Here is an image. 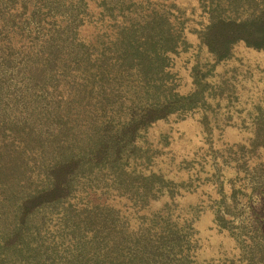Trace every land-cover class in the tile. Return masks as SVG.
<instances>
[{"label":"trees","instance_id":"1","mask_svg":"<svg viewBox=\"0 0 264 264\" xmlns=\"http://www.w3.org/2000/svg\"><path fill=\"white\" fill-rule=\"evenodd\" d=\"M88 26L94 32L80 35ZM237 43L264 52V0H198L189 9L176 0H0V106L8 72L44 79L38 103L26 95L28 120L8 124L0 107V264H264L259 224L230 234L234 254H198L195 207L178 209L183 222L164 206L149 209L176 194L152 169V124L196 119L206 140L247 123L237 146L251 156L264 148V88L251 93L236 66L225 68ZM184 51L192 62L182 89L173 62ZM251 170L261 176L264 167ZM78 190L124 198L133 217L145 206L151 213L129 226L93 205L70 226L73 249L56 254L35 217ZM226 213L212 210L218 232L229 233Z\"/></svg>","mask_w":264,"mask_h":264},{"label":"rangeland","instance_id":"2","mask_svg":"<svg viewBox=\"0 0 264 264\" xmlns=\"http://www.w3.org/2000/svg\"><path fill=\"white\" fill-rule=\"evenodd\" d=\"M197 2L198 0H176L177 5L184 9L196 6ZM93 32L94 29L91 26L79 31L80 35L84 36ZM191 62L192 59L187 51L174 59L173 67L179 70L182 89L189 85L187 69ZM234 66L237 67L236 78L242 81L244 88L251 93L264 88L263 51L237 43L232 48L231 58L225 68L231 69ZM16 74H18L17 70L16 73H7L11 79L5 85V93L1 94L7 102H3L0 107L8 113L6 121L11 125L22 116L23 120H28L27 113L24 114L29 112L25 105L26 95L31 94L33 103H38L39 96L35 92L37 88L43 92L44 86L42 78L25 76L17 79ZM52 81L53 85L57 83L55 79ZM244 97H248V92H244ZM210 124L214 126L215 123ZM172 127L171 129L166 122H156L146 131L145 140L149 142L152 149L157 150L152 169L165 172L166 176L176 184L173 189V194H176L172 199L162 195L150 202L149 209L153 211L164 206V209L168 208L172 212L173 220L183 222L181 216L175 217L178 209L195 207L198 210V218L191 224L198 231L195 234L197 239L199 238L197 242L199 246L196 247L198 254H234L233 252L237 249L231 236L238 232L241 225L245 226V230L251 226L256 227L258 224L259 227L261 225L264 228L262 221L264 192L258 193L264 190V171L260 176L253 174L255 171L251 170L256 163L264 167V148L251 156L247 146L242 148L237 146L247 141L248 134L243 128L249 127L247 123L217 128L206 140H202L199 135L201 127L196 119L182 121ZM234 164L238 168L235 172ZM250 170L253 171L252 177L248 174ZM253 187L257 188L252 191ZM93 205L116 211L120 222L129 226H134L139 216L140 222L145 219L142 211L151 213L145 206L140 213H134L136 217H133L124 198L107 192L78 190L64 202L59 201L45 207L46 209L39 210L34 222L38 226L42 224V230L46 236L54 235L53 240L47 242L53 246L56 254H63L73 249L70 239L67 238L71 224L78 223V220L83 222L85 214L93 213L91 210ZM217 206L231 212V214H225L228 220L225 224L229 228V233L218 232L214 227L212 210ZM3 211L5 210L0 209V216ZM251 212H255L257 217H251ZM259 215L260 222L254 221ZM237 226L239 227L236 228Z\"/></svg>","mask_w":264,"mask_h":264}]
</instances>
